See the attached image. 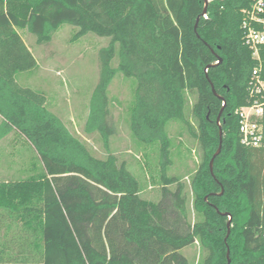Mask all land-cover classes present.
<instances>
[{
  "label": "trees",
  "instance_id": "16d2710c",
  "mask_svg": "<svg viewBox=\"0 0 264 264\" xmlns=\"http://www.w3.org/2000/svg\"><path fill=\"white\" fill-rule=\"evenodd\" d=\"M255 1L213 0L205 18V0H0V143L19 133L41 163L37 175L0 182V264H190L183 250L195 244L205 253L198 264H227L228 247L232 264H264V150L241 145L236 116L256 64L242 28ZM63 25L78 28L75 39H111L99 52L84 127L99 135L105 158L73 135L43 93L16 81L37 67L20 32L43 45ZM118 74L137 81L133 139L158 148L155 201L111 151L109 89ZM172 122L203 150L189 184L169 174Z\"/></svg>",
  "mask_w": 264,
  "mask_h": 264
},
{
  "label": "rangeland",
  "instance_id": "374dc122",
  "mask_svg": "<svg viewBox=\"0 0 264 264\" xmlns=\"http://www.w3.org/2000/svg\"><path fill=\"white\" fill-rule=\"evenodd\" d=\"M78 28L63 25L53 36L49 44L38 45L35 37L23 34L37 61V67L30 71L19 72L16 81L23 88L43 93L48 108L54 112L83 141L98 158H105L99 135L87 136L84 133L89 113L90 99L100 79V50L109 45L111 39L89 33L75 39ZM118 58L113 61L117 66ZM137 81L118 74L110 89V107L117 127V134L111 139V151L125 161L129 170L138 177L144 191L143 198L157 200L160 191L158 148L138 146L133 139L129 124L128 111L134 99ZM187 116L194 127L197 123ZM223 138L224 131L222 123ZM172 139L170 175H176L189 184L200 167L203 150L180 123L172 122L168 126ZM223 140V139H222ZM219 147L215 150L216 154ZM222 151V150H221ZM220 155V154H219ZM212 160V159H211ZM211 162V161H210ZM41 163L30 143L19 133H13L0 143V182L26 180L40 173ZM230 221V219H229ZM232 230V220L225 237L228 241ZM190 264H198L205 255L199 244L183 250ZM227 264H232L231 249L227 248Z\"/></svg>",
  "mask_w": 264,
  "mask_h": 264
},
{
  "label": "built area",
  "instance_id": "2783aa9c",
  "mask_svg": "<svg viewBox=\"0 0 264 264\" xmlns=\"http://www.w3.org/2000/svg\"><path fill=\"white\" fill-rule=\"evenodd\" d=\"M243 13L244 44L251 50L256 64L251 72L246 104L236 111L240 143L264 150V0H256Z\"/></svg>",
  "mask_w": 264,
  "mask_h": 264
},
{
  "label": "water",
  "instance_id": "95a60500",
  "mask_svg": "<svg viewBox=\"0 0 264 264\" xmlns=\"http://www.w3.org/2000/svg\"><path fill=\"white\" fill-rule=\"evenodd\" d=\"M208 4H209L208 0H205V9H204L203 15H206ZM199 21H200V18H198V20H197V24H198ZM212 87H213V84H212ZM213 91H214L215 95H217V93H216L214 87H213ZM224 107H225V104H224ZM223 110H224V108L222 109V111H221V113H220V116H219V118H218V123L220 122V119H221V115H222V113H223ZM219 132H220L219 135H220V141H221V144H220V146H219V150H218V152L213 156V158H212V160H211V162H210V169H211L212 174H213V169H214V162H215V159L219 156V154L221 153V150H222L223 132H222V128H221V127H220V131H219ZM229 219H230V221L228 222V228H229L230 225H231V220H232L231 216H230Z\"/></svg>",
  "mask_w": 264,
  "mask_h": 264
},
{
  "label": "crops",
  "instance_id": "0c3cea01",
  "mask_svg": "<svg viewBox=\"0 0 264 264\" xmlns=\"http://www.w3.org/2000/svg\"><path fill=\"white\" fill-rule=\"evenodd\" d=\"M20 34H21V37H22V35L23 34H27V33H24V32H20ZM22 39H23V37H22ZM24 40V39H23ZM26 43V42H25ZM27 45V44H26ZM28 46V45H27ZM28 48H29V46H28ZM30 49V48H29ZM171 137V136H170Z\"/></svg>",
  "mask_w": 264,
  "mask_h": 264
}]
</instances>
